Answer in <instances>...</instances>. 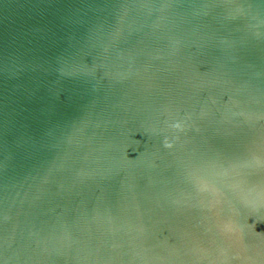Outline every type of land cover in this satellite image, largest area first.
Returning a JSON list of instances; mask_svg holds the SVG:
<instances>
[{
	"label": "water",
	"instance_id": "95a60500",
	"mask_svg": "<svg viewBox=\"0 0 264 264\" xmlns=\"http://www.w3.org/2000/svg\"><path fill=\"white\" fill-rule=\"evenodd\" d=\"M0 264H264V0H0Z\"/></svg>",
	"mask_w": 264,
	"mask_h": 264
},
{
	"label": "clouds",
	"instance_id": "9594fccd",
	"mask_svg": "<svg viewBox=\"0 0 264 264\" xmlns=\"http://www.w3.org/2000/svg\"><path fill=\"white\" fill-rule=\"evenodd\" d=\"M175 127L180 128L181 125L180 124H177V125H175ZM168 147H171V145L169 144Z\"/></svg>",
	"mask_w": 264,
	"mask_h": 264
}]
</instances>
